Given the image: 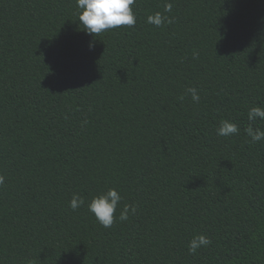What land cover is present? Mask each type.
I'll list each match as a JSON object with an SVG mask.
<instances>
[{"label":"trees","instance_id":"obj_1","mask_svg":"<svg viewBox=\"0 0 264 264\" xmlns=\"http://www.w3.org/2000/svg\"><path fill=\"white\" fill-rule=\"evenodd\" d=\"M131 7L133 27L94 36L75 0H0V264H264V140L245 132L264 107V0ZM109 188L104 228L87 204ZM196 234L211 244L190 254Z\"/></svg>","mask_w":264,"mask_h":264},{"label":"clouds","instance_id":"obj_2","mask_svg":"<svg viewBox=\"0 0 264 264\" xmlns=\"http://www.w3.org/2000/svg\"><path fill=\"white\" fill-rule=\"evenodd\" d=\"M136 0H75L79 11L77 12V21L82 25V30L89 35H99L105 30L118 28L120 26L133 27L136 24V17L132 10V5ZM172 11V4L166 3L164 13ZM173 21L167 15L156 12L148 15L146 23L155 27H161L165 23L171 24ZM91 47V44H90ZM198 55L194 53V57ZM185 95L190 96L191 100L199 103L200 96L196 88L186 89ZM184 95L180 97L181 100ZM248 126L245 128L249 143H256L264 140V130L259 127H253L258 120H264V107L253 106L247 111ZM216 134L221 137H231L239 134V127L236 123L228 120H221L216 129ZM5 182V177L0 175V186ZM122 200L121 195L114 188L93 196L87 204L88 211L94 216L97 223L104 228L112 227L115 219V213ZM84 204L81 196L73 195L69 201V207L76 210ZM137 208L134 205L125 204L119 212L118 219L127 221L129 214L135 215ZM211 244V239L204 234H196L188 241V252L195 254L198 249L207 247Z\"/></svg>","mask_w":264,"mask_h":264}]
</instances>
